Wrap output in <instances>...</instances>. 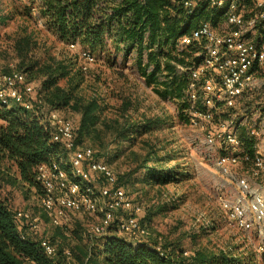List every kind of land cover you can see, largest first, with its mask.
I'll use <instances>...</instances> for the list:
<instances>
[{"label": "rangeland", "instance_id": "obj_1", "mask_svg": "<svg viewBox=\"0 0 264 264\" xmlns=\"http://www.w3.org/2000/svg\"><path fill=\"white\" fill-rule=\"evenodd\" d=\"M193 1L196 5L200 0ZM29 6L27 0H0V66L4 70H23L20 67L23 57L19 53L18 43L29 37L30 45L25 50L29 59L25 63L33 58L41 64L48 62L67 66V75L60 78L58 84L70 90L72 98L68 105L56 110L78 127L82 112L73 107L76 102L82 104L97 98L104 107L100 110V121L93 134L82 136L79 145L92 147L96 158L108 163L117 175L129 173L136 164L135 154L138 152L143 156L145 152L140 140L127 147L119 157L109 155L115 150L113 124L120 115L118 108L127 103L126 115L131 120L159 119V124L144 138L154 141L156 148L165 146V150L174 154L173 159L163 163L189 172L188 176L167 184L144 183L140 180L141 174L127 175L120 181L129 198L142 205L140 219L151 232L149 236L136 238L126 235L118 227L117 219L129 213L122 209L116 212L117 219L106 233L96 234L92 230L102 218L101 198L96 212L71 210L61 224L56 225L51 214L42 207L36 186L3 184L0 195L14 210L27 211L39 217V229L35 236L54 242L57 248L54 260L57 264H106L98 250L105 238L113 233L129 240L159 242L176 251L185 250L195 259L199 253L210 255L224 252L242 258L244 264H264V220L251 231L241 230L228 219L221 202L222 196L245 200L251 198L250 192L241 191L234 176L248 177L252 192L263 193L264 178L252 177V162L242 160L231 168V174L224 173L216 163V158L223 153L249 152V149L257 153L264 150V85L245 92L234 107L215 109L214 119L206 122L215 128L219 118L238 113V117H243L237 125V133L243 144L234 147L218 138L214 146H209L206 136L211 128L207 130L192 124L190 120L192 114L188 88L181 99L162 98L152 86L147 85L134 65V57L124 60L119 56L111 64L113 57L96 53V62L82 69L84 60L79 55V49L59 40L43 22L38 9H30ZM254 6L242 0L239 4L247 13ZM225 27V20L217 25L219 29ZM260 29L264 32L262 24ZM178 40L175 42L179 50L178 58L173 63L177 74L181 76L189 74L192 65L202 62L203 48L197 45L192 48V55H188L184 52L188 48L183 47ZM41 66L35 68L34 75L25 72L36 86L37 93L45 79ZM94 185L97 190L99 184ZM64 250H70L71 255L65 254Z\"/></svg>", "mask_w": 264, "mask_h": 264}, {"label": "trees", "instance_id": "obj_2", "mask_svg": "<svg viewBox=\"0 0 264 264\" xmlns=\"http://www.w3.org/2000/svg\"><path fill=\"white\" fill-rule=\"evenodd\" d=\"M185 1L187 0H27V4L30 9H38L43 22L59 40L68 44L79 43L95 54H107L113 57L111 64L119 56L124 60L134 57V65L147 85L152 86L159 96L181 99L186 88L190 97L191 71L180 76L175 70L173 62L178 58L179 51L176 40H180L182 35L205 21L217 28L219 22L225 20L226 10V7L211 4L210 0H200L196 5L190 0L191 6L186 5ZM242 1L254 5L256 2ZM30 41L26 37L18 43L19 53L23 57L20 67L24 69L17 70L34 75L35 68L42 65L40 70L45 79L37 93L41 99V103L37 105L39 113L16 103L8 106L0 100V187L5 183L36 186L41 197L44 188L38 179L39 166L50 164L54 160L62 161L65 156L62 144L52 139L42 118L50 110L68 105L72 96L70 90L58 84L60 78L68 73L65 64H41L33 58L25 63L29 59L25 50ZM197 45L202 48L196 42L183 46L188 48L184 52L192 55V48ZM27 79L32 81L28 77ZM197 92L201 100L203 92L200 89ZM190 101L191 108V97ZM73 107L82 112L80 124L75 126L76 140L79 143L82 136L93 134L100 121V110L104 107L97 98L82 104L76 102ZM127 108V103L118 108L120 115L113 124L115 150L109 155L119 157L127 147L137 144L139 140L145 152L143 156L138 152L135 154V166L129 173L117 175L118 183L132 174H141L140 180L149 184H167L188 176L187 170L163 163L174 158L172 152L165 150V146L156 148L154 141L144 138L159 124V119L131 120L126 115ZM209 128L210 125L207 130ZM240 153L248 154L250 160L244 161L253 164L255 153L252 149ZM17 212L0 195V264H33L35 261L39 264H57L54 258L43 251L42 239L35 236L38 230L32 229L25 219L19 218ZM159 244L129 240L113 233L105 238L98 251L106 264H244L242 258L230 253H199L195 259L191 254H185V250L176 251L162 244L165 250L161 251L157 247Z\"/></svg>", "mask_w": 264, "mask_h": 264}, {"label": "built area", "instance_id": "obj_3", "mask_svg": "<svg viewBox=\"0 0 264 264\" xmlns=\"http://www.w3.org/2000/svg\"><path fill=\"white\" fill-rule=\"evenodd\" d=\"M210 2L226 7V27L217 29L205 21L180 38L182 46L198 42L203 48L202 62L190 67V120L192 124L206 129L209 125L206 122L214 119L215 109L234 107L245 92L264 85V32L260 29L261 24L264 26V0H256L250 13L239 7V0ZM185 3L188 6L192 4L190 0ZM70 46L79 49V55L84 60L83 69L96 62L97 56L91 50L75 42ZM198 89L203 92L201 100ZM0 100L8 106L16 103L39 113L37 105L41 99L37 96L36 86L20 70H4L0 66ZM242 118L238 117V113L219 118L216 129L211 128L206 136L207 144L214 146L218 138H222L231 146H241L237 125ZM42 122L52 139L60 142L65 151L62 161L41 164L38 169V179L44 188L42 207L51 214L52 221L56 225L61 224L71 210L94 213L101 201L102 218L92 227L96 234L106 233L117 219L116 212L122 209L129 213L117 219L121 231L135 238L149 236V227L140 219L142 205L129 198L125 187L118 183L117 174L108 163L96 158L92 147L77 143L74 123L56 109L50 110ZM242 160H250L249 155L223 153L216 158V163L224 173L231 174V168ZM252 161V177L264 178V150L255 153ZM234 178L242 192L251 193V198L222 196L221 202L234 226L251 231L264 220V193L252 192L248 177L237 175ZM95 182L99 184L97 190ZM17 215L25 219L32 229H39V217L27 211H18ZM41 247L47 256H56L57 248L50 239L42 238ZM157 247L165 250L161 244ZM64 252L67 255L72 253L70 250ZM33 264L39 263L35 261Z\"/></svg>", "mask_w": 264, "mask_h": 264}, {"label": "crops", "instance_id": "obj_4", "mask_svg": "<svg viewBox=\"0 0 264 264\" xmlns=\"http://www.w3.org/2000/svg\"><path fill=\"white\" fill-rule=\"evenodd\" d=\"M217 29H219V28H217Z\"/></svg>", "mask_w": 264, "mask_h": 264}]
</instances>
